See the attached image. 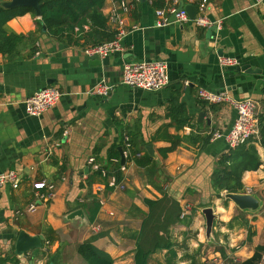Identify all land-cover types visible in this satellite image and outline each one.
<instances>
[{
  "label": "crops",
  "instance_id": "crops-1",
  "mask_svg": "<svg viewBox=\"0 0 264 264\" xmlns=\"http://www.w3.org/2000/svg\"><path fill=\"white\" fill-rule=\"evenodd\" d=\"M6 1L10 0H0V4ZM134 1L129 13L121 10L119 0H105L101 8L108 19L106 31L114 37L119 31L114 13L123 18L121 27L126 29L123 49L107 55L106 63L102 61L106 56L85 53L99 37L77 39L80 32H76L72 41L54 38L44 28L38 31L41 16L36 12L8 21L10 31L26 36L35 32V36L26 38L14 56L0 53V172L14 170L18 175L15 183L0 187V257L16 256L18 264L31 260L33 264H87L76 247L94 239L112 255L114 264H134L135 233L148 212L144 199L160 198L165 192L187 210L185 221L172 227L177 263L240 264L264 244V146L257 143L260 168L243 176L244 193L249 191L258 199V208L242 209L226 201L224 192L217 196L211 183L216 160L229 148L224 136L212 137L204 147L191 139L192 133L201 137L210 131L225 134L237 117L229 104H215L213 110L200 98L201 88L227 89L235 99L252 97L262 108L264 4L207 0L205 15L210 25L199 26L196 17L180 23L172 16L169 24L158 26L152 2ZM176 1L178 7L183 2L196 5L198 14L202 0H166L168 4ZM89 27L85 25V30ZM222 29L227 31L223 35ZM222 56L239 63L222 68ZM141 60L165 61L169 84L155 91L123 84V65ZM243 65H250L254 72L241 71ZM103 80L113 89L106 96L94 94ZM48 86L60 89L59 101L40 116L30 115L25 100ZM174 100L185 106L183 113L190 116L193 126H180L168 114ZM177 115L180 119L181 114ZM136 126L144 140L140 156L149 154L153 164L138 166L132 158L127 160L124 191L108 187L101 177L89 184L94 171L87 159L95 156L107 164L111 146L123 143L127 128ZM176 142L167 156L161 154ZM122 157L123 151L120 161ZM128 157H132L131 149ZM39 181L55 184L51 199L39 198L34 187ZM95 203L99 207L91 220ZM32 205L34 209L29 210ZM206 207H212L215 214L210 233L203 212ZM79 210L82 213L73 216ZM93 225L100 229L93 231ZM21 230L44 236L36 257L32 252L15 253ZM157 254L167 264V250L152 257Z\"/></svg>",
  "mask_w": 264,
  "mask_h": 264
},
{
  "label": "trees",
  "instance_id": "trees-1",
  "mask_svg": "<svg viewBox=\"0 0 264 264\" xmlns=\"http://www.w3.org/2000/svg\"><path fill=\"white\" fill-rule=\"evenodd\" d=\"M105 0H42L41 19L37 21L38 31L43 28L52 35V37L61 40L74 39V34L80 32L77 39H94L92 45L100 44L114 38V33L106 31L107 17L102 13L101 8L104 6ZM152 4L156 8L167 5L166 0H152ZM27 12H35L31 7L17 6L4 7L0 4V53L7 56H14L18 53L19 46L26 38L34 37L35 32L29 35L18 34L10 31L7 23L12 18L25 14ZM85 25H89V29L85 30ZM78 27V31L75 28ZM86 32V34L83 33ZM215 110V104H210ZM185 106L174 100L169 115L173 120H177L179 125L190 124V116L183 113ZM177 114H181L178 119ZM259 134L257 137H251L246 142L234 147L228 148L216 160L214 170L211 176L212 187L216 195L221 193H244L245 185L243 183L244 173L247 171L257 170L262 164L257 143L264 146V103L259 113ZM132 143L131 153L133 159L138 166H148L153 164V158L149 154L136 156L142 150L144 140L140 138L139 126L134 130L127 128ZM214 131H210L207 135L201 137L192 133L191 139L194 142H200L202 147L206 146L212 138ZM140 138V139H139ZM190 138V137H189ZM188 139V138H187ZM119 146L124 148L121 142L119 145H112L108 152L107 167L115 171L118 178L123 177L120 171L121 161L113 163L111 158H120ZM177 142L169 147L161 150L163 156L176 148ZM127 159V160H129ZM98 177L106 182V178L102 177L100 172L94 171L89 177V184H92ZM231 199L226 197V201ZM144 202L148 207V212L144 216L140 229L135 233V254L134 264H151V258L154 254L167 250V264H179L176 262V252H174L175 242L172 237V227L181 221H185L182 215V206L180 202L168 193H164L162 197L156 199L145 198ZM96 210L91 213V220L98 210L99 204L95 203ZM253 232L249 230L248 239H251ZM78 254L86 261L87 264H114V258L106 250L98 247L94 243V239H88L77 244ZM264 255V244L258 245L254 255L241 262L240 264H262L261 260ZM11 262L18 264L19 260L16 256L6 255L0 257V264ZM195 264V263H190Z\"/></svg>",
  "mask_w": 264,
  "mask_h": 264
},
{
  "label": "built area",
  "instance_id": "built-area-1",
  "mask_svg": "<svg viewBox=\"0 0 264 264\" xmlns=\"http://www.w3.org/2000/svg\"><path fill=\"white\" fill-rule=\"evenodd\" d=\"M152 2V0H150ZM256 5L264 4V0H253ZM136 1L134 0H119V6L121 10L125 13H129L135 7ZM207 6V0H202L198 7V14L194 21L199 26H208L211 21L205 15V9ZM156 14L159 17L157 20L158 26H164L172 21V16L176 21L180 23H185L190 20L188 12L185 9H180L176 3L168 4L164 7L156 8ZM113 18L116 19L120 28L116 33L115 37L111 40L104 41L97 45H90L85 48V53L87 55H98L100 57L107 56L116 51L123 49L122 40L126 33V29L122 28L121 25L124 24V20L121 16L116 13L113 14ZM238 60L231 57L220 58V65L222 68L234 67L238 64ZM169 74L168 65L162 60H141V61H131L126 62L123 65L122 83L133 88H140L145 90H160L169 84ZM113 87L107 84L104 80L100 81L93 93L106 96L110 93ZM62 92L57 87L48 86L34 92L25 100L26 111L33 116H40L46 110L50 109L57 104ZM199 96L203 100L210 104H229L232 105L237 112V117L231 129L223 134L220 131L213 133L212 137L226 139L228 147L234 148L244 142H246L251 137H257L259 134V113H260V103L252 97H244L242 99H235L229 92V90L224 89L220 91H211L205 88L199 90ZM124 150L123 157L125 163L120 165V171L123 173L121 179L118 178L115 171L110 170L106 163H103L97 159L95 156H91L87 159V163L92 171L100 172L102 177L106 178L104 183L108 187L114 190L124 191L128 187L127 178L124 173L127 171V159H129V150L132 147L130 141V136L124 134L123 138ZM141 153L138 152L137 156ZM113 163H119L120 159L113 157L110 159ZM18 179V175L14 170H8L0 172V187H3L6 183H15ZM34 187L38 190L39 198L44 200H49L54 196L55 184L47 181H39L34 183ZM47 189V191L42 192V189ZM248 193H251L248 191ZM35 205L30 206L29 210H33ZM186 208L183 209L182 215L184 216ZM93 231H98L100 226L93 225Z\"/></svg>",
  "mask_w": 264,
  "mask_h": 264
},
{
  "label": "water",
  "instance_id": "water-1",
  "mask_svg": "<svg viewBox=\"0 0 264 264\" xmlns=\"http://www.w3.org/2000/svg\"><path fill=\"white\" fill-rule=\"evenodd\" d=\"M41 5H42V0H10L6 2H2V6L12 8V7H17V6H27L31 7L35 10L36 14L38 16H41ZM180 9H185L188 12V15L190 18L194 19L197 14V6L194 4H184L181 3L179 6ZM225 29H222L219 31L220 34H224ZM110 56H106L102 59L104 63H106L107 59H109ZM99 62V61H98ZM241 71H244L246 73H253L254 69L250 67V65H243L240 67ZM205 116L204 112L200 113V120H203ZM208 122L210 123L211 120L209 119ZM120 152L122 153L123 148L119 147ZM121 163H125L124 157H122ZM226 197L230 198L236 205H238L242 209H256L258 208L259 201L256 197L251 195L250 193H227L225 194ZM204 214L206 216L207 220V230L208 233L211 232L215 214L214 210L212 207H206L204 209ZM82 211H76L74 212V215L81 214ZM44 241V236L43 235H30L26 231L21 230L18 237L17 241L15 244V253L19 256H23L25 254H28L32 252V257H36L40 252L41 249L43 248V243ZM30 264H33V260L30 261Z\"/></svg>",
  "mask_w": 264,
  "mask_h": 264
},
{
  "label": "rangeland",
  "instance_id": "rangeland-1",
  "mask_svg": "<svg viewBox=\"0 0 264 264\" xmlns=\"http://www.w3.org/2000/svg\"><path fill=\"white\" fill-rule=\"evenodd\" d=\"M232 201V200H231ZM245 233V232H244ZM245 236V235H244ZM241 239L242 238H239L238 239V243L241 242ZM161 254H157L155 255L154 257H152L151 259V263L152 264H166V261L164 260V257H163V260H162V257L160 256Z\"/></svg>",
  "mask_w": 264,
  "mask_h": 264
}]
</instances>
